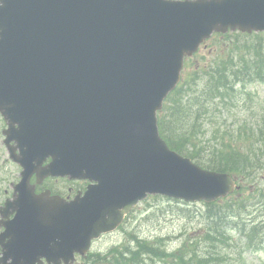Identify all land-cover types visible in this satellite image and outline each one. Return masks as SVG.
I'll return each mask as SVG.
<instances>
[{"label":"water","instance_id":"obj_1","mask_svg":"<svg viewBox=\"0 0 264 264\" xmlns=\"http://www.w3.org/2000/svg\"><path fill=\"white\" fill-rule=\"evenodd\" d=\"M218 25L264 31V0H0V101L19 125L8 140L57 142L67 162L51 174L96 182L81 200H48L37 224L26 211L10 264H68L147 193L233 192L229 175L170 154L155 121L183 56Z\"/></svg>","mask_w":264,"mask_h":264},{"label":"trees","instance_id":"obj_2","mask_svg":"<svg viewBox=\"0 0 264 264\" xmlns=\"http://www.w3.org/2000/svg\"><path fill=\"white\" fill-rule=\"evenodd\" d=\"M255 82L264 83V35H238L233 51L216 60L209 73L188 77L168 96L158 116L162 138L202 168L230 174L239 189L232 197L204 204L202 210L194 207L201 232L194 241L187 239L181 253L169 254L160 243L143 247L138 242L143 259L132 257L129 250L130 257L117 253L107 264H170L168 258L171 264H234L235 243L236 256L264 249V216L247 215L252 206L264 210V189L255 184L264 171V112H248L251 116L241 122L232 121L238 99L246 96L245 86Z\"/></svg>","mask_w":264,"mask_h":264},{"label":"rangeland","instance_id":"obj_3","mask_svg":"<svg viewBox=\"0 0 264 264\" xmlns=\"http://www.w3.org/2000/svg\"><path fill=\"white\" fill-rule=\"evenodd\" d=\"M212 52V48L208 47L207 52L204 53L206 56V61L210 59L209 53ZM214 54H220V49L216 48L213 50ZM209 54V55H208ZM224 55V52L222 53ZM248 91L253 94V111H257V106L254 102L256 100L259 107H264V84H255L248 87ZM244 102L245 99L243 97L242 102L240 103L241 109L238 111L236 115V123L241 122L247 117L251 116L248 111H244ZM245 106H250V103H246ZM259 178V184L264 188V171L257 175ZM152 201H148L147 203H142L138 206V210L135 213L136 219L131 221L130 225L127 227V233H131L138 238L152 240L155 237H163L169 238L167 247L169 250H176L180 247V244L183 240L187 241V239L194 241L201 232L200 224L201 218L198 215H194L192 210L194 207H199L202 210V203H197V206H189L191 212H187L185 205L176 204H154ZM259 209L257 206H252L250 211H254ZM121 234V233H120ZM183 234L184 239L181 240V235ZM197 235V236H196ZM127 241V237L124 234H121L120 237L117 235L113 237H107L102 239L100 242L96 243L93 247L95 251L105 252L109 249L114 248V246H118L119 244H123ZM246 264H264V253H246L243 256ZM80 261L77 260L76 263Z\"/></svg>","mask_w":264,"mask_h":264},{"label":"flooded vegetation","instance_id":"obj_4","mask_svg":"<svg viewBox=\"0 0 264 264\" xmlns=\"http://www.w3.org/2000/svg\"><path fill=\"white\" fill-rule=\"evenodd\" d=\"M0 164H2V145H0ZM1 175H2V173L0 172V182H2ZM5 195H6V191L2 190L1 187H0V209H1V207L3 206V204L5 202Z\"/></svg>","mask_w":264,"mask_h":264}]
</instances>
